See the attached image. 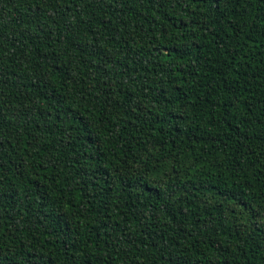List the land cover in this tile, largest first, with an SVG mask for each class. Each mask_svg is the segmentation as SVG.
Instances as JSON below:
<instances>
[{"label": "trees", "instance_id": "1", "mask_svg": "<svg viewBox=\"0 0 264 264\" xmlns=\"http://www.w3.org/2000/svg\"><path fill=\"white\" fill-rule=\"evenodd\" d=\"M0 264H264V0H0Z\"/></svg>", "mask_w": 264, "mask_h": 264}]
</instances>
